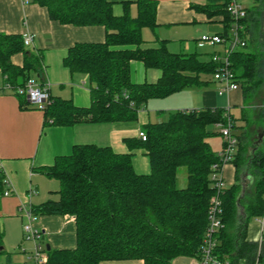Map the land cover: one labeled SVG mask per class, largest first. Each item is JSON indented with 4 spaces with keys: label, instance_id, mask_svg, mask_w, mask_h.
<instances>
[{
    "label": "trees",
    "instance_id": "1",
    "mask_svg": "<svg viewBox=\"0 0 264 264\" xmlns=\"http://www.w3.org/2000/svg\"><path fill=\"white\" fill-rule=\"evenodd\" d=\"M26 1L44 6L49 17L60 23L102 25L105 30L103 41L76 42L62 59L71 73L87 75L90 104L77 106L71 99L50 96L42 108L45 125L135 120L148 99L203 85L207 80L201 75H213L217 67L212 60L200 61L195 54L170 52L163 40L157 46H142V28L156 25L155 0H134L135 15L130 12L131 1L121 2L120 15L113 13V2L109 0ZM227 2L209 0L193 7L209 17L222 15L226 34L233 20L226 11ZM19 52L23 63L15 65L10 57ZM132 60L159 69L160 76L152 83L132 82ZM229 61L235 77L244 82L251 81L259 70V56L243 48L231 52ZM0 70L4 82L13 88L23 86L30 77L42 82L40 54L25 46L18 33H0ZM14 93L21 107L27 108L26 96ZM216 122L225 124V109L176 110L164 121L145 124L144 140L139 137L126 142L146 151L148 173L134 170L131 153L95 144H76L69 154L58 155L51 165L42 167L44 174L58 180V198L32 206L31 210L34 215L73 216L76 241L73 248L47 250L46 264H99L124 259L171 264L178 256L199 259L209 200L215 192L209 176L218 153L211 149L208 138L216 133L209 128ZM248 160L257 170L250 204L243 205L238 199L240 183L221 193L223 227L214 254L229 259L231 264H253L257 243L245 239V228L252 217L264 213V155L260 151L247 154L246 147L239 146L234 163L240 167ZM179 167L186 170L184 187L177 186ZM2 178L0 171V192ZM258 262L264 264V240Z\"/></svg>",
    "mask_w": 264,
    "mask_h": 264
},
{
    "label": "crops",
    "instance_id": "2",
    "mask_svg": "<svg viewBox=\"0 0 264 264\" xmlns=\"http://www.w3.org/2000/svg\"><path fill=\"white\" fill-rule=\"evenodd\" d=\"M113 2V13L123 11L121 2L131 1L130 12L136 14L134 0H109ZM156 25L143 27L141 35L143 47L159 45L164 41L168 51L173 53L195 54L200 61L210 62L213 54H222L225 44L209 45L201 43V34H223V17L206 13L193 7L209 0H155ZM246 8L242 21L245 51L259 56V70L251 81L237 78L238 87L228 92H220L221 82L212 74H202L207 83L185 87L163 98H150L138 111L135 120L82 121L72 125H45L43 109L28 100V107L22 108L19 97L12 89L0 93V171L3 175V188L0 192V224L3 230L5 264H28L29 251L19 250L22 227L25 222L24 210L49 200V193H57L55 178L41 171L51 165L58 155L69 154L76 144L108 146L118 153H131V162L137 173H148L149 162L142 147L129 146L126 139L138 140L139 131L148 122L164 120L166 110H188L215 108L227 109L234 120L233 132L238 139V147L245 146L247 154L260 151L264 155V0H238ZM252 4L250 7L246 5ZM0 33H29V45L38 52L43 66L42 82L53 98L71 99L77 106H88L91 101L88 77L82 73H71L62 59L68 48L76 42H100L104 40L102 25L76 26L60 23L49 17L44 6L26 0H0ZM28 46V47H29ZM15 65H22L23 54L10 57ZM161 72L147 68L139 60L130 62L132 82H155ZM260 80V81H259ZM4 76L0 70V86ZM240 105V115L231 114L232 106ZM227 106V107H226ZM262 134L258 141V135ZM209 142V141H208ZM210 144V143H209ZM222 145V144H221ZM221 145L211 149L218 153ZM237 147V149H238ZM249 160L238 167L234 161L223 166V179L226 187L240 183L238 199L249 205L254 197V181L257 170ZM45 177V178H44ZM46 179H53L52 187L44 190ZM58 181V180H57ZM181 184L186 185V170L181 174ZM34 193L29 195V189ZM59 188V187H58ZM9 190L8 195L4 191ZM58 194V193H57ZM57 196V195H54ZM58 197L51 198L52 200ZM242 212V208L239 209ZM261 216L252 217L245 228V239L256 242L259 236L264 240V228L259 223ZM34 226L42 232L41 241L52 249L73 248L75 246V222L73 218L58 214L35 215ZM27 245V244H25ZM7 246L9 251L4 247ZM13 250V251H12ZM12 254L14 256H12ZM99 264H143L140 259L103 260ZM171 264H199L194 257L178 256Z\"/></svg>",
    "mask_w": 264,
    "mask_h": 264
},
{
    "label": "built area",
    "instance_id": "3",
    "mask_svg": "<svg viewBox=\"0 0 264 264\" xmlns=\"http://www.w3.org/2000/svg\"><path fill=\"white\" fill-rule=\"evenodd\" d=\"M226 11L232 17V22L229 26V30L226 34H201L199 41L201 43L214 45L225 44V49L222 54L215 53L212 55L211 60L217 63V67L213 72V78L221 82L220 92H228L229 90L238 87L237 78L233 72L229 55L234 50L244 48L246 46V40L243 36V26L241 20L246 16V8L238 0H228L226 4ZM23 44L29 46L32 42L31 35L25 33L22 35ZM6 89H12L14 92L24 94L27 100L32 104H37L41 108H44L50 101V94L46 85L40 84L35 77H30L24 83L23 86H17L13 88L8 82H4L0 86V93ZM226 122H216L215 125L218 128L219 134L222 136L224 143L223 148L218 152V160L212 164L210 173V181L215 189L214 194L210 197L209 206L207 210V225L203 233L201 244V255L199 258V264H231L229 259H220L214 254L215 247L217 246V235L219 230L223 227L222 222V200L221 193L226 188L223 179V166L229 162H232L238 147V139L233 132L234 120L230 117L228 108L225 109ZM139 137L144 140L146 134L143 130L139 131ZM33 188L29 189V195L34 193ZM9 190L4 191L5 195H8ZM25 223H23V237L26 240L32 242V249L29 253L30 262L28 264H46L48 256L46 248L41 241L42 232L36 228L33 224L35 215L31 208L24 210ZM67 217L73 218V216L67 215ZM74 219V218H73ZM259 223L261 230L264 228V213L260 217ZM263 239L261 236L257 239L256 258L253 264H259L258 255L261 250Z\"/></svg>",
    "mask_w": 264,
    "mask_h": 264
},
{
    "label": "rangeland",
    "instance_id": "4",
    "mask_svg": "<svg viewBox=\"0 0 264 264\" xmlns=\"http://www.w3.org/2000/svg\"><path fill=\"white\" fill-rule=\"evenodd\" d=\"M246 5V4H245ZM252 4H249V5H246V6H248V7H250ZM29 49H31L32 50V48H30V46L28 47ZM227 107V106H226ZM173 111H176V109H174V110H166V111H164L165 112V115L166 114H170V113H172ZM231 114L235 117V118H238L239 117V115H240V105H235V106H232V108H231ZM169 116V115H168ZM168 116H165V118H164V120H166L167 118H168ZM163 120V121H164ZM209 128H211L214 132H216L215 134H213V135H211L209 138H208V141H209V143L211 144V147H212V149H215V145H221V148H220V150H218V152H220L221 150H222V148H223V143H224V140H223V138H222V136L219 134V133H217L219 130H218V128L216 127V125L215 124H213V125H211V126H209ZM183 172H185V167H179L178 168V170H177V186L179 187V185H182L181 184V174H183ZM45 178V177H44ZM50 178H52V177H50ZM55 180V182H56V184H57V186L59 187V182L57 181V179H54ZM52 182H53V179H46V181H45V183L44 184H42V187H43V189L44 190H47V188L48 187H50V185H51V187H52ZM58 187H57V189H58ZM50 195H49V197H48V199H51V198H53V197H58V194L56 193L55 194V192H53V193H49ZM54 195H57V196H54ZM26 220V219H25ZM26 222V221H25ZM24 222V223H25ZM21 244H19L18 246H17V249H18V251L16 252V253H18V254H20L19 253V250H30V249H32V242L31 241H29V240H26L24 237H23V230H22V236H21ZM46 243L47 242H43V245L44 246H46ZM25 244H27V245H25ZM0 248H1V246H0ZM7 251H9V249L7 248V246H5L4 247ZM13 251V250H12ZM30 252V251H29ZM12 256H14L13 254H12ZM0 264H5V260H4V254L2 253V254H0ZM13 264H16L15 262H13Z\"/></svg>",
    "mask_w": 264,
    "mask_h": 264
},
{
    "label": "water",
    "instance_id": "5",
    "mask_svg": "<svg viewBox=\"0 0 264 264\" xmlns=\"http://www.w3.org/2000/svg\"><path fill=\"white\" fill-rule=\"evenodd\" d=\"M261 137H262V134L260 133V134L258 135V141H259V139H261ZM49 249H50L49 244H46V250H49Z\"/></svg>",
    "mask_w": 264,
    "mask_h": 264
}]
</instances>
